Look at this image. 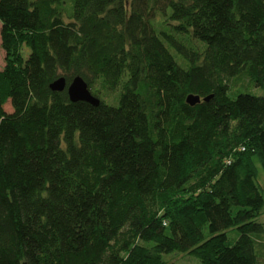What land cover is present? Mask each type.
Listing matches in <instances>:
<instances>
[{
  "label": "trees",
  "instance_id": "obj_1",
  "mask_svg": "<svg viewBox=\"0 0 264 264\" xmlns=\"http://www.w3.org/2000/svg\"><path fill=\"white\" fill-rule=\"evenodd\" d=\"M1 50L0 264H264V95L229 84L264 91V0H0Z\"/></svg>",
  "mask_w": 264,
  "mask_h": 264
},
{
  "label": "rangeland",
  "instance_id": "obj_2",
  "mask_svg": "<svg viewBox=\"0 0 264 264\" xmlns=\"http://www.w3.org/2000/svg\"><path fill=\"white\" fill-rule=\"evenodd\" d=\"M163 22H164L163 17L160 15H158L156 17V19L153 21L154 26L157 30L165 29L164 28L165 25L163 24ZM28 53H29V50L24 47L23 55L25 57H27ZM4 56H5V53L3 50H1L0 51V70L5 65ZM229 84H230L231 90H233V91L241 90V89H243V90L249 89V90H252V93L255 95H259V96L264 95V91L262 89L250 87L249 82L245 77H243L242 79H236V78L231 79ZM100 96L107 100V101H105L107 104L113 105L116 103L118 93L117 92L102 93V94H100ZM5 110L8 113H10L12 111L10 103H7L5 105ZM255 165L257 168V184L260 187L262 193L264 194V172H263V169L261 167V164L259 163V161L257 159L255 160ZM257 221L260 223H264V211H263V215L260 218H258ZM237 235H238V233H237L236 229H230L227 231V236L229 237V239L233 240V239L237 238ZM262 242L264 243V239L262 240ZM163 259L166 262H169V263L173 262L176 264H202L197 257H195L191 254H187V253L174 252V253L164 254Z\"/></svg>",
  "mask_w": 264,
  "mask_h": 264
},
{
  "label": "water",
  "instance_id": "obj_3",
  "mask_svg": "<svg viewBox=\"0 0 264 264\" xmlns=\"http://www.w3.org/2000/svg\"><path fill=\"white\" fill-rule=\"evenodd\" d=\"M50 88L55 92H62L67 89V93L71 102L83 101L94 106H98L100 103L99 99L91 93L84 79L79 76L75 77L69 85H67L64 77H60L52 82ZM208 99L209 98H206L204 100L208 101ZM200 102L201 98L198 95L192 94L186 98V103H188L190 106H195Z\"/></svg>",
  "mask_w": 264,
  "mask_h": 264
}]
</instances>
